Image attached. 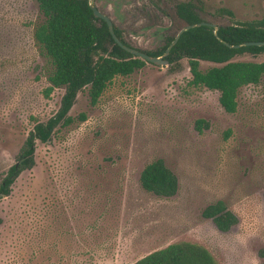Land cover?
Masks as SVG:
<instances>
[{"label":"rangeland","instance_id":"1","mask_svg":"<svg viewBox=\"0 0 264 264\" xmlns=\"http://www.w3.org/2000/svg\"><path fill=\"white\" fill-rule=\"evenodd\" d=\"M184 1L93 4L130 46L155 51L184 27L173 13ZM191 1L217 26L264 17V0ZM41 20L34 0H0V182L64 94L46 92L48 68L33 36ZM263 60L248 53L232 59ZM214 66L200 62L202 71ZM190 79L186 59L145 63L115 77L95 105L87 89L79 92L69 111L74 122L36 142L34 166L0 199V264H133L183 241L203 246L218 264H264V77L238 90L233 114L217 91L189 86ZM155 159L177 177L173 197L139 184ZM217 201L237 217L227 232L201 215Z\"/></svg>","mask_w":264,"mask_h":264},{"label":"trees","instance_id":"2","mask_svg":"<svg viewBox=\"0 0 264 264\" xmlns=\"http://www.w3.org/2000/svg\"><path fill=\"white\" fill-rule=\"evenodd\" d=\"M41 22L35 27L34 40L48 68L50 83L47 94L53 88H63L57 112L45 122L36 123L29 132L15 163L0 182V199L10 195L12 185L19 175L34 164L36 142L47 143L60 128L68 127L74 119L69 115L77 94L87 89L91 105H95L104 90L117 77H126L144 67L145 61L122 49L109 33L106 23L93 16L89 0H34ZM230 14L226 10H219ZM176 18L185 25L204 21L201 9L193 1L175 5ZM115 35L122 44L129 46L119 29ZM168 37L155 52L156 57L165 52L173 41ZM264 42V17L260 20L218 25L214 28L199 26L184 31L170 49L167 60L170 65L186 59L191 79L189 86L203 87L219 93L218 101L225 112L233 114L237 109L238 90L247 85H257L264 77L262 62L232 61L240 54L254 56L264 54V46L235 48L245 42ZM200 62L217 66L200 70ZM84 120V117H80ZM200 129L203 121L196 122ZM141 188L156 197L170 198L178 190L174 172L162 159L147 163L139 174ZM221 232H227L237 223L234 213L227 210L222 201L207 205L201 212ZM133 264H218L203 246L191 242H177L155 250Z\"/></svg>","mask_w":264,"mask_h":264},{"label":"water","instance_id":"3","mask_svg":"<svg viewBox=\"0 0 264 264\" xmlns=\"http://www.w3.org/2000/svg\"><path fill=\"white\" fill-rule=\"evenodd\" d=\"M89 1L91 2L92 0H89ZM90 8H91V10L93 12V16L95 18L101 19L107 24V27L109 29V32H110L112 38L114 39V41L122 49H124L126 52L130 53L131 55H133V56H135V57H137V58H139L141 60H144V61H146L148 63L154 64V65H157V66H168L169 63H168V61L166 59H164V57L168 55L171 47L177 42L179 36L184 31H186V30H188L190 28H195V27H199V26L212 27V28H214L215 32L218 30V26L217 25H215L213 23H210V22H207V21H201V22H198V23H195V24L186 25L185 27H183L179 31V33L175 37L174 41L171 43V45L166 50V52L164 53L163 56L152 57V56H149V55H147L146 53H144L142 51H139V50H136V49H133V48H130L128 46L123 45L120 42V40L116 37V35L114 33L112 22L110 21V19L107 16H105L104 14H102L92 3L90 4ZM247 46H264V42L249 41V42H245V43H242V44L235 45L234 47L235 48H240V47H247Z\"/></svg>","mask_w":264,"mask_h":264},{"label":"flooded vegetation","instance_id":"4","mask_svg":"<svg viewBox=\"0 0 264 264\" xmlns=\"http://www.w3.org/2000/svg\"><path fill=\"white\" fill-rule=\"evenodd\" d=\"M93 2H94V0H92L91 2L89 1V4H91V3L93 4ZM176 4H177V3H175V4H174V7H173V13H174V17H175V18H176V14H175V5H176ZM93 5H94V4H93ZM94 6H95V5H94ZM95 7H96V6H95ZM96 8H97V7H96ZM97 9H98V8H97ZM98 10H99V9H98ZM99 11H100V10H99ZM100 12H101V11H100ZM101 13L104 14L105 16H107V17L110 19V21L112 22L111 18H110L108 15H106V14L103 13V12H101ZM97 19H98V18H97ZM100 20H101V19H100ZM102 21H103V20H102ZM106 25H107V24H106ZM112 25H113V29H114L115 25L113 24V22H112ZM185 26H186V25L184 24V27H185ZM115 28H117V27H115ZM117 29H118V28H117ZM108 30H109V29H108ZM180 30H181V29H180ZM180 30H179V31H180ZM179 31H178L175 35H173V36H174V39H175V37L177 36V34L179 33ZM120 32H121V31H120ZM109 33H110V32H109ZM114 33H115V32H114ZM110 35H111V34H110ZM121 35H122V33H121ZM171 36H172V35L165 36V38H164V42H165V40H166L168 37H171ZM116 37H117V36H116ZM122 37H123V36H122ZM179 37H180V36H179ZM117 38H118V37H117ZM174 39H173V41H174ZM113 40H114V39H113ZM119 40H120V39H119ZM123 40L125 41L124 38H123ZM173 41H172V42H173ZM120 42H121V41H120ZM125 42H126V41H125ZM172 42H171V43H172ZM115 43H116V42H115ZM121 43H122V42H121ZM126 43H127V42H126ZM127 44H128V43H127ZM163 44H164V43H163ZM117 45H118V44H117ZM123 45H124V44H123ZM128 45H129V44H128ZM170 45H171V44H170ZM170 45H169V46H170ZM125 46H126V45H125ZM162 46H163V45H162ZM162 46H161V47H162ZM128 47L133 48V49H136V48H134V47H132V46H130V45H129ZM161 47H160V48H161ZM172 47H173V46H172ZM172 47H171V48H172ZM160 48H158V49H160ZM168 48H169V47H168ZM168 48H167V49H168ZM158 49H157V50H158ZM167 49H166V50H167ZM136 50L142 51V50H140V49H136ZM157 50H155V51H157ZM166 50H165V52H166ZM155 51H142V52H144V53L147 54V52H155ZM165 52H164V53H165ZM169 52H170V51H169ZM164 53L161 54V55H158V56H156V57L163 56ZM147 55H148V54H147ZM168 55H169V53H168ZM168 55L165 56L164 59L167 60ZM149 56H150V55H149ZM152 57H153V56H152ZM143 61H144V60H143ZM167 61H168V60H167ZM145 63H148V62L145 61ZM168 63H169V61H168ZM168 65H170V63H169Z\"/></svg>","mask_w":264,"mask_h":264},{"label":"crops","instance_id":"5","mask_svg":"<svg viewBox=\"0 0 264 264\" xmlns=\"http://www.w3.org/2000/svg\"><path fill=\"white\" fill-rule=\"evenodd\" d=\"M70 244L72 245L73 249H75V241L71 242ZM66 247H70L69 243L66 244Z\"/></svg>","mask_w":264,"mask_h":264}]
</instances>
